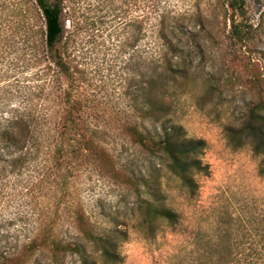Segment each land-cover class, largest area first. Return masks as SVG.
Wrapping results in <instances>:
<instances>
[{
	"label": "trees",
	"instance_id": "trees-1",
	"mask_svg": "<svg viewBox=\"0 0 264 264\" xmlns=\"http://www.w3.org/2000/svg\"><path fill=\"white\" fill-rule=\"evenodd\" d=\"M221 1L231 12L224 55L241 61L237 47L249 45L254 30L246 2ZM26 3L23 23L13 21L6 47L0 46V211H21L0 217V264H67L68 257L78 264H120L129 229L115 220L107 229H94L84 207L71 198L70 173L77 164L93 165L132 194L129 217L145 239H154L162 227L175 230L180 215L166 203L162 178L177 181L194 198L198 179L210 171L203 161L206 141L186 137L173 120L172 98L196 75L213 34L201 14L188 17L162 0H143L132 67L135 89L126 94L130 117L122 121L120 134L150 165L133 169L118 161L90 117L92 106L82 92L85 71L74 57L72 34L66 38L64 0ZM246 61L252 74L244 87L254 98L240 125L226 127L225 135L233 149L251 148L264 176V73L252 58ZM234 79L229 75L226 82ZM64 208L73 211L66 231ZM249 240L246 247L234 240L216 246L207 252L206 264H264V227Z\"/></svg>",
	"mask_w": 264,
	"mask_h": 264
},
{
	"label": "rangeland",
	"instance_id": "rangeland-1",
	"mask_svg": "<svg viewBox=\"0 0 264 264\" xmlns=\"http://www.w3.org/2000/svg\"><path fill=\"white\" fill-rule=\"evenodd\" d=\"M162 1L188 17L201 14L213 34L205 58L197 60L196 75L183 93L172 98L173 120L184 128L186 137L206 141L203 161L210 174L198 179L199 190L194 198L186 195L177 181L162 178L166 203L180 215V224L175 230L162 227L152 240L133 228L129 215L134 196L93 165L77 164L72 169L71 198L84 207L94 229H107L113 220L121 229H129V240L120 248V264H206L207 252H213L216 246L234 240L246 247L250 236L264 227V176L259 174V159L249 146L233 149L225 135L226 127L240 125L247 103L254 98L244 87L252 74L244 67L246 59L252 58L256 70L264 73V0H245L253 39L246 47H237L242 59L235 62L224 55L231 12L221 0ZM142 3L143 0H64L62 18L66 38L72 34L74 40L76 62L85 71L82 92L92 106L90 117L102 127L105 145L118 161L122 165L132 163L133 169L150 165L148 160L138 158L120 134L122 121L130 117L126 94L131 86L130 91L135 89L132 67L138 52L135 37ZM26 4V0H0V46L6 47L10 39V24L15 20L23 23ZM187 23L192 28L190 20ZM229 75L238 80L227 83ZM19 212L0 211V217H14ZM60 212L66 231L73 211L64 208ZM66 261L78 264L75 257Z\"/></svg>",
	"mask_w": 264,
	"mask_h": 264
}]
</instances>
